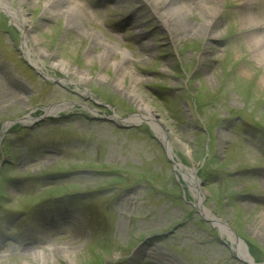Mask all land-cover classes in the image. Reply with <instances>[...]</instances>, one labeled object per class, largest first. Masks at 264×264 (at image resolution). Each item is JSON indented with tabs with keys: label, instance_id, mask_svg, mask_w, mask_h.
Returning <instances> with one entry per match:
<instances>
[{
	"label": "rangeland",
	"instance_id": "374dc122",
	"mask_svg": "<svg viewBox=\"0 0 264 264\" xmlns=\"http://www.w3.org/2000/svg\"><path fill=\"white\" fill-rule=\"evenodd\" d=\"M1 1L0 264H264V0Z\"/></svg>",
	"mask_w": 264,
	"mask_h": 264
},
{
	"label": "bare ground",
	"instance_id": "6f19581e",
	"mask_svg": "<svg viewBox=\"0 0 264 264\" xmlns=\"http://www.w3.org/2000/svg\"><path fill=\"white\" fill-rule=\"evenodd\" d=\"M47 1V5H52L54 6L55 3L57 2V0H46ZM160 0H157V2H159ZM220 2V0H204V3H206V6H212V5H217ZM2 4H4L6 7H8L7 4H5L4 2H0ZM191 5H197L198 3H194L193 1H190ZM50 10H53V8L51 7ZM13 16H15V20L19 21L22 24H25L27 22L26 18H25V13L22 10H16L13 13ZM214 26V25H213ZM27 33V31L25 32ZM27 36V34H26ZM26 46V42L23 43V47ZM24 51H27V57L29 58V49L27 47L24 48ZM30 59V58H29ZM33 63H35L38 66V63L35 60H32ZM72 103L69 102H62L59 104H54L51 105L49 107L45 108V111L47 114H51V113H55L59 110H63V109H67L69 107H72ZM118 122H121L123 124H136V123H142V122H148L153 129L155 130V132L159 135V137L168 145V140H167V133L165 132L163 126L161 125V123H159V121L157 119H155V115L153 113V111L149 110L147 113L145 114H133L128 118H120L117 115L113 116ZM33 120V116H31V114L26 115L22 121L24 123H30ZM10 122L5 123L4 125V130H6L9 126H10ZM176 168L183 174L184 177L188 178L190 180V183L193 184H197L198 180L195 178V171L191 170L189 168H186V166H184L182 163L180 162H176ZM197 196H199V194H197ZM213 221L216 225L220 226L223 230L228 232V228L225 226L224 223L221 222L220 219L218 218H214L213 217ZM231 240L234 241V243L237 245L238 251L240 256L249 264H256L255 261L253 260V258L248 254L247 252V247L246 245L243 243L242 240L240 239H236L234 237L231 236V234L229 233Z\"/></svg>",
	"mask_w": 264,
	"mask_h": 264
},
{
	"label": "water",
	"instance_id": "95a60500",
	"mask_svg": "<svg viewBox=\"0 0 264 264\" xmlns=\"http://www.w3.org/2000/svg\"><path fill=\"white\" fill-rule=\"evenodd\" d=\"M97 118V117H96ZM98 118H103V119H107V120H110V121H114V119L113 118H111V117H98ZM117 122V121H116ZM121 127H130L131 125H129V124H119Z\"/></svg>",
	"mask_w": 264,
	"mask_h": 264
},
{
	"label": "trees",
	"instance_id": "16d2710c",
	"mask_svg": "<svg viewBox=\"0 0 264 264\" xmlns=\"http://www.w3.org/2000/svg\"><path fill=\"white\" fill-rule=\"evenodd\" d=\"M251 253H252V251H250ZM254 253V252H253ZM254 256V255H253ZM255 257V256H254ZM255 260H259V259H257L256 257H255Z\"/></svg>",
	"mask_w": 264,
	"mask_h": 264
}]
</instances>
